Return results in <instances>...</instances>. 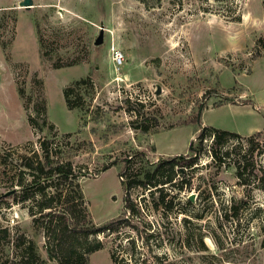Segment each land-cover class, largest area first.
Segmentation results:
<instances>
[{
  "label": "rangeland",
  "instance_id": "374dc122",
  "mask_svg": "<svg viewBox=\"0 0 264 264\" xmlns=\"http://www.w3.org/2000/svg\"><path fill=\"white\" fill-rule=\"evenodd\" d=\"M20 1L0 0V194L21 189V177L23 184L30 180L19 159L35 154L42 160L39 143L50 140L54 156L70 161L79 175L91 219L101 226L123 212L118 174L133 152L154 163L189 156L202 127L236 133L239 138L220 149L229 153L220 165L209 151L212 137L202 140L195 164L177 180L183 190L165 187L166 213L154 210L142 189H129L137 230L125 227L120 238L93 236L104 245L89 264H112L111 247L126 254L118 245L129 236L136 262L155 264L148 255L157 254V264H264V132L254 136L264 130V51L257 46L264 0H31L29 9ZM36 24L53 56L83 61L57 69L43 61ZM80 79L87 80L78 87L80 107L69 110L63 90ZM125 100L150 119L137 118L146 132L129 125L136 115ZM39 106L44 110L36 113ZM28 117L53 128L39 132ZM243 159L255 168L244 171L247 185L234 166ZM240 200L245 205L238 216L227 217ZM28 205L0 198V226L34 240L46 259L45 238L33 228ZM146 232L154 235L147 245ZM1 248L2 258L12 256V241Z\"/></svg>",
  "mask_w": 264,
  "mask_h": 264
},
{
  "label": "trees",
  "instance_id": "16d2710c",
  "mask_svg": "<svg viewBox=\"0 0 264 264\" xmlns=\"http://www.w3.org/2000/svg\"><path fill=\"white\" fill-rule=\"evenodd\" d=\"M12 19L14 20V18ZM36 32L40 56L43 61L49 62L52 68L74 66L83 61L84 58L82 57L61 61L60 57L53 56L51 53L38 24H36ZM1 44L3 45L2 42ZM257 46L264 51V36L257 39ZM86 82V79H80L64 88L63 98L69 110L80 107L82 96L78 92V87ZM39 92L41 93L40 89ZM20 95L23 96L22 93ZM125 102L129 106L128 111L136 115L129 125L135 130L140 129L146 132L148 127L139 124L137 118H141L147 123L150 119L143 117L129 100H125ZM39 105L43 107L42 98H40ZM139 106L142 108V105ZM40 109L44 110L40 107L36 113H39ZM28 121L39 132L43 129L53 128V125L47 123L45 119L38 121L28 117ZM263 132L264 130L258 131L254 136L258 137ZM206 136L212 137L209 151L212 158L219 161L216 162L219 165L226 161L225 159L229 154L228 152L220 154V149L229 140L239 138L236 133L211 127H202L197 135V144L195 145L194 142L190 143L189 156H174L151 163L145 159L144 152L135 151L125 158L118 174L124 192L123 212L101 226H96L91 219L79 183V175L74 172L71 162H61L52 152V142L50 140H41L39 145L42 160L33 154V156L20 157L18 162L21 174L27 173L30 180H26L25 184H23L21 177L19 182L21 189L9 190L7 194H0V198H10L14 204L31 202V205H28V214L32 217L33 228L36 230L40 229L45 238L46 259L41 257L34 240L26 238L22 233L11 235L9 229L0 226V252L2 251L1 247L11 241L13 246L12 256L10 258H7V256L2 258L0 256V264H46L48 260L54 261L55 264H89L90 255L101 250L104 245L102 240L91 239L93 236L104 234L105 237L115 235V237L120 238V232L125 227H131L133 231L137 230L133 218L138 214V209L137 205L127 195L129 189L140 188L145 191L147 193L146 196L150 197L151 202H153L152 207L154 210L161 209L162 213H166V211L171 209V200H166L170 191L164 193L165 187L169 186L171 190L178 192L183 190L184 186L182 184V186H179L177 180L181 176L183 168H191L195 164V158L192 156L202 150V140ZM117 163L119 162L113 161L111 166ZM234 166L239 183L247 185V181L243 177L244 171L249 166H251L250 170L254 171V165L243 159L237 160ZM106 169L107 167L103 170ZM259 171L261 173L259 181L264 182V169H259ZM256 175L251 174L252 177H256ZM260 187L264 191V186L260 185ZM146 196H143L142 199L146 198ZM244 205L245 202L243 200L236 203L232 202L227 209V217L236 218L239 210ZM126 213H129L131 219L130 217L126 218ZM153 236L152 233H144V244L147 245ZM129 237L126 238L124 244L118 245L125 250L126 254L122 253V250L116 246L111 247L109 255L112 264H125L130 262L131 259L134 260V264H147V258H142L139 262L135 261L134 256L139 252L136 249L134 238ZM126 257H129V259L126 260ZM148 257L155 264L160 262V257L157 254H151Z\"/></svg>",
  "mask_w": 264,
  "mask_h": 264
},
{
  "label": "water",
  "instance_id": "95a60500",
  "mask_svg": "<svg viewBox=\"0 0 264 264\" xmlns=\"http://www.w3.org/2000/svg\"><path fill=\"white\" fill-rule=\"evenodd\" d=\"M31 2H32L31 0H21L19 2V7H22V8H25V9H29V8L32 7V3ZM102 31L103 30L100 29L99 35L94 41V45H96V46L100 45L101 42H102V38H103V32Z\"/></svg>",
  "mask_w": 264,
  "mask_h": 264
},
{
  "label": "built area",
  "instance_id": "2783aa9c",
  "mask_svg": "<svg viewBox=\"0 0 264 264\" xmlns=\"http://www.w3.org/2000/svg\"><path fill=\"white\" fill-rule=\"evenodd\" d=\"M122 55L120 52H115V56L113 58V60L117 63V64H121L122 63Z\"/></svg>",
  "mask_w": 264,
  "mask_h": 264
}]
</instances>
